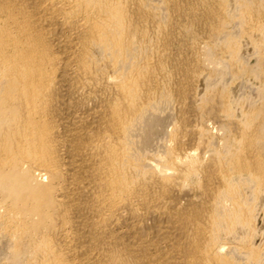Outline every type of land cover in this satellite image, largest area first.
<instances>
[{"label":"bare ground","instance_id":"obj_1","mask_svg":"<svg viewBox=\"0 0 264 264\" xmlns=\"http://www.w3.org/2000/svg\"><path fill=\"white\" fill-rule=\"evenodd\" d=\"M260 210L264 0H0V264H264Z\"/></svg>","mask_w":264,"mask_h":264},{"label":"rangeland","instance_id":"obj_2","mask_svg":"<svg viewBox=\"0 0 264 264\" xmlns=\"http://www.w3.org/2000/svg\"><path fill=\"white\" fill-rule=\"evenodd\" d=\"M259 214L260 215L258 216L256 225H257L258 230L262 231V233H263L262 237H261V235H259V239H261L264 237V210H263V212H262V210H260ZM259 233L261 234V232H259Z\"/></svg>","mask_w":264,"mask_h":264}]
</instances>
